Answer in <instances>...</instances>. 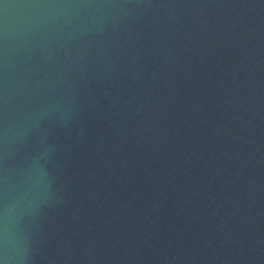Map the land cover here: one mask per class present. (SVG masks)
<instances>
[{
	"label": "water",
	"instance_id": "water-1",
	"mask_svg": "<svg viewBox=\"0 0 264 264\" xmlns=\"http://www.w3.org/2000/svg\"><path fill=\"white\" fill-rule=\"evenodd\" d=\"M5 240L14 264H264V0H0Z\"/></svg>",
	"mask_w": 264,
	"mask_h": 264
},
{
	"label": "clouds",
	"instance_id": "clouds-1",
	"mask_svg": "<svg viewBox=\"0 0 264 264\" xmlns=\"http://www.w3.org/2000/svg\"><path fill=\"white\" fill-rule=\"evenodd\" d=\"M5 233L7 232V229H4ZM15 257L10 256L8 254L7 250V241L5 240V248H4V253L2 256H0V264H14L15 262Z\"/></svg>",
	"mask_w": 264,
	"mask_h": 264
}]
</instances>
